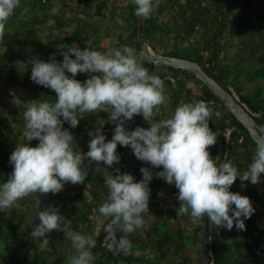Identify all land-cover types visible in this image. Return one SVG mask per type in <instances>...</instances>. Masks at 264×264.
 <instances>
[{
  "label": "trees",
  "instance_id": "trees-1",
  "mask_svg": "<svg viewBox=\"0 0 264 264\" xmlns=\"http://www.w3.org/2000/svg\"><path fill=\"white\" fill-rule=\"evenodd\" d=\"M66 1L68 2V0ZM82 1L87 6H93L92 0ZM96 1L95 5L98 9L105 5L104 0ZM118 1L121 2V0ZM231 1H233V5L229 4V0H159V5L153 14L144 20V33L162 55L184 57L197 61L222 87L229 92L232 88L238 96L239 102L248 109L260 127L264 128V0H238L239 7H237V0ZM73 5H76L75 2ZM73 5L64 6L66 9H74ZM46 6L47 4H43L41 0H20L14 14L0 30V170L3 171L0 182L6 180L12 172V165L9 163L10 153L14 150L16 143L23 142L22 133L25 123L23 112L27 103L39 99L33 92L43 90L47 100L55 99V92H49L50 89L42 87V85L31 86L33 92L23 96L25 97L24 102L17 98L21 92H9L14 88L24 89L27 86L29 88L32 80L28 63L32 57L36 56L47 61L50 53L55 52L57 53L56 59L62 60L57 49H48L52 42V48H57V45L62 43L68 45L75 43L83 49L87 46L86 42H89L91 47L100 49L99 37L91 40V34L95 33L92 26L84 24L86 20H89L88 18L80 17L78 20L69 14L67 19L63 20L58 15L62 13L60 7L58 13L53 14L54 24L50 28L48 20L45 18L48 14ZM119 6L124 8L125 21H128L125 23L127 25L126 41L138 53L135 42L137 16L134 15L133 0H128L124 5ZM102 11L103 9L93 15L105 16V12L102 13ZM93 15L90 18L91 24L93 23L92 19L97 18ZM251 26L260 39L257 40L255 47L249 49L246 36ZM181 29L185 34L180 33ZM195 31L201 40L195 39L194 44L191 43V45V34ZM156 34L157 40L160 38L157 42L160 47L153 42ZM52 36L54 39L51 38ZM117 37L121 42L123 36L120 34ZM173 39L179 41V45H175L176 47L171 46ZM188 45H191L190 49ZM229 47H236L234 56L230 59L223 55L224 49ZM102 48L105 51L104 47ZM27 58L30 60L27 61ZM246 64L250 66L245 67ZM144 66L150 73L161 77L164 82V93L167 96L166 102L160 105V112L154 114L152 119L166 118L182 102L204 100L212 109L209 127L217 132L216 144L218 143L219 153L217 150L212 151L213 145L209 146L211 157H219L220 160L231 159L238 169L245 170L254 155L255 143L251 140L247 130L223 107L218 96L191 74L155 65L148 60H145ZM24 71L27 73L25 74ZM244 72L247 73L245 78L247 85H244L242 79ZM84 75L86 79L87 75ZM170 75L176 79L174 82L167 79ZM177 77L179 78L177 79ZM217 112L220 114L219 116L216 115ZM109 115L103 111L98 115L94 113L78 114L80 121L76 128H69L68 124L63 126L69 128L73 133L75 143L80 140L78 142L80 149L75 145V150L88 151V141L91 139L88 132L94 131L95 128H100L106 139H111L115 125L108 120ZM139 121H142L147 127L150 126L149 122L141 115H134L133 119L127 122L126 127L134 129L139 125L137 123ZM86 125L88 126L87 132H84ZM225 128H232L228 143H224L222 138V131ZM240 138L242 141L238 142ZM28 143L35 146L38 140L34 139ZM117 152L121 157L118 164L106 166V169L103 168V165L100 168L86 166L87 175L83 183L72 184L69 182L65 184L60 192L49 195L44 198L41 205L39 204L40 207L33 208V213L30 216L25 208L19 207L21 200H18L10 209L0 212V264H69L68 257L60 253L63 246L71 245L63 231L54 230L46 234L49 239L46 248L40 247L41 238L30 236L31 229L39 223L37 211L48 205L58 207L60 213L68 221L65 231H78L85 235H91L96 240V245L92 249L95 257L93 264H117L118 261L133 264V260L129 259L127 253H114L106 246H101V241L106 234L103 230L105 221L101 224L98 232L93 230L95 222L92 216L107 198V186L104 182L107 171L115 174L114 168L118 167L122 173L128 172L138 181L142 178L140 168L148 167L146 163L138 160L131 149L129 150L127 147L118 144ZM161 168H153L152 171L155 173ZM243 183L244 187H241V181L237 178L230 187V191L239 192L250 198L255 212L245 220V225L251 229L249 225L253 223L255 228L252 234L251 232L245 234L241 231L245 235L244 240L239 241L238 239L232 244H227L229 249L234 252L233 257H223L215 251L217 242L222 238V229L209 222L206 216L198 225L192 224L187 214L177 216L176 208L179 207V201L176 199L173 202L172 198L174 197L172 196L178 192V189L154 175L149 184V200L154 194L156 200L159 201L157 192L161 191L162 187H166L168 191H165L162 196L169 198L173 203L171 206L175 207L171 211L168 209L160 212L163 214V229L157 224L154 225V232L158 236L156 245L161 251L160 253L165 256L168 254L175 257L184 256L187 247L191 244L193 247H197L196 242L200 239L198 234L202 231L205 239L203 255L207 258L206 237L211 235L216 264H264V262L261 263L255 259L257 252L264 260V173H261V182L247 188L245 192H242V189L245 188V181ZM143 215L145 221L148 222L153 212L149 210V213ZM186 226L194 228L190 231L185 229ZM115 235L119 238L122 233L117 230ZM132 235L133 233L128 234V236Z\"/></svg>",
  "mask_w": 264,
  "mask_h": 264
},
{
  "label": "clouds",
  "instance_id": "clouds-1",
  "mask_svg": "<svg viewBox=\"0 0 264 264\" xmlns=\"http://www.w3.org/2000/svg\"><path fill=\"white\" fill-rule=\"evenodd\" d=\"M42 2V1H41ZM43 4L49 3L45 0ZM134 15L149 18L159 0H133ZM20 0H0V30L14 14ZM81 49L77 44H59L57 53H50L47 61L33 56L29 61L30 79L38 85L54 90L55 99L34 100L23 112V142L16 143L10 153L12 172L0 182V212L10 209L18 200L34 193L60 192L64 185L83 183L86 166L100 168L120 162L117 145L130 147L133 155L148 167H141L142 178L114 168L107 171L105 184L107 198L98 207L106 233L105 245L114 253H127L132 248L128 234L143 230L144 218L149 213V184L153 176L174 185L178 192L179 207L176 215H188L198 225L203 217L218 228L246 229L245 220L255 209L250 198L230 187L239 178L253 185L261 182L264 173V128L255 142V151L245 170H240L231 159L212 158L209 146L216 143L217 132L209 127L212 109L204 100L178 104L166 118L154 120L167 96L159 75L144 66L147 57L133 47L122 45L99 51L86 42ZM84 73L83 81L76 79ZM71 74V75H69ZM231 93V92H230ZM107 112L115 127L111 139H106L100 128L90 130L88 151L75 150V140L69 128H76L78 114ZM134 115L149 122L145 128L126 127ZM217 116L220 114L217 112ZM67 122L69 128L63 127ZM38 140L35 146L30 141ZM162 166V168H161ZM153 168H161L153 173ZM39 223L30 236L41 238L40 247L46 248V234L63 231L71 242L69 264H93L92 249L96 240L78 231H65L68 221L58 207L48 205L36 213ZM23 227V226H22ZM122 235L119 238L116 231Z\"/></svg>",
  "mask_w": 264,
  "mask_h": 264
},
{
  "label": "crops",
  "instance_id": "crops-1",
  "mask_svg": "<svg viewBox=\"0 0 264 264\" xmlns=\"http://www.w3.org/2000/svg\"><path fill=\"white\" fill-rule=\"evenodd\" d=\"M60 7H61V11L62 13L58 14L60 16L61 19L66 20L67 16L73 15L75 16V18H77L78 20L80 19V15L81 12L77 11V7H74L75 11L73 8L71 9H66L64 5H70L68 4V2L66 0H60L59 2ZM47 10H48V14L45 16V18L48 20V22L50 21V18H53V13H51V9H50V5L48 3V5L46 6ZM122 12V13H121ZM121 12H117L113 15L111 18H109V20L114 21L116 17L119 18V22H121L120 25V29L115 27L114 25V32L116 36L118 35H122L124 37L127 36V25L125 23H128V21H125V13H123L124 11ZM74 13V14H73ZM128 14V12H127ZM124 19V21H122ZM110 23V22H109ZM111 24V23H110ZM93 31L97 30L98 27L93 26V24L91 25ZM112 26V27H113ZM110 28V27H108ZM122 29V30H121ZM110 31V29H108ZM112 30V29H111ZM118 30H121V33L117 32ZM256 33V32H255ZM256 37H254L255 39L251 42H248V48L251 49L253 47H255L257 45V40L260 39V37H258L257 33L255 34ZM108 36H106L105 41L108 43ZM110 43V42H109ZM111 44V43H110ZM125 45H128V41H126ZM104 47V50L106 51L107 49V45L105 47V43L101 42L100 44V48ZM96 48V47H95ZM106 48V49H105ZM49 49V48H48ZM103 49V48H102ZM248 62V61H246ZM250 65H245V67H248ZM6 74L4 73V76ZM247 76V73L244 72L242 74V79H245ZM244 85H247V82L244 81ZM10 93H12V91H9ZM25 93H20L18 94L17 98L21 101L24 102L25 97ZM88 125V124H87ZM86 128H84V132H87V126ZM83 135V133H81ZM85 134V133H84ZM80 139H82V137L80 136ZM78 142H80V140H78L75 144H77ZM79 144V143H78ZM218 147V143L214 144L212 147V151L217 150ZM218 151V150H217ZM82 152V151H81ZM83 153V152H82ZM2 173L3 171L0 170V179L2 178ZM250 181H245V187L247 186V183ZM252 187V186H251ZM247 189V188H246ZM245 188L242 189V192L244 190H246ZM165 191H167L166 187H162L161 191H158L157 194L159 196V201L156 200V197L151 196V199L149 200V210L153 212V215L151 217V219L146 222V227L143 230H137L136 232H133L132 236H129V238L132 240V248L129 252H127V256H129L130 260H133V264H206V258L203 255V246H204V234L202 231H200V239L197 240L196 244L197 247H193V245L191 244L189 247H187L186 249V253L184 254V256L182 255L181 257H175L172 256L171 254H168V256L163 255L162 253H160L161 251L158 249L156 243L158 241V236L156 235V233L154 232V225L157 224L159 225V223L161 222V211H166V210H173L175 207H172L171 205L173 204L169 198H167L166 196H162ZM151 192L153 193V189L151 190ZM245 192V191H244ZM52 193H47V194H43L45 197L47 198L49 195H51ZM176 193L173 194L172 198L173 202H175L176 200ZM40 196V194L38 195ZM38 196L34 194H30L26 197L21 198L20 203H19V207L20 208H25L27 211L29 210V205H34L32 207H40L39 205V199L37 198ZM80 206V205H79ZM92 219L95 222V228H93V230L96 232H98V230H100L101 224L104 222L102 217L100 216L99 212L97 211L95 214H93ZM193 226H186L185 229L187 230H193ZM222 229V238H220V240L217 242L216 247H215V251L216 253L222 255L223 257H233L234 252H232L231 249H229V246L227 245L228 243H226V237L229 236V232L228 229L226 228H221ZM92 230V231H93ZM71 251V245H65L62 247L60 253H62L63 256L65 257H69V252ZM255 259L259 260L261 263L264 262V260L262 259V257L259 255V253L256 252L255 255ZM117 264H126L122 261H118Z\"/></svg>",
  "mask_w": 264,
  "mask_h": 264
},
{
  "label": "rangeland",
  "instance_id": "rangeland-1",
  "mask_svg": "<svg viewBox=\"0 0 264 264\" xmlns=\"http://www.w3.org/2000/svg\"><path fill=\"white\" fill-rule=\"evenodd\" d=\"M93 2V6H87L86 5V3L84 2V1H82V0H74V1H70V0H68V4H70V6H72L73 4H74V2H75V4L76 5H73L74 7H77V11H79V12H81V18H88L89 20H86V22H84V24L85 25H92L93 23V26H95V27H98L97 28V30H95V33L93 34H91V40H93L94 38H98L99 39V45L101 44V41L103 42V43H105V47H106V45H107V49H109V48H114V47H119V46H122V45H125V43H126V38L127 37H124L123 36V38H122V41L120 42L119 41V39H118V37L115 35V33H113L114 32V26L115 27H117V28H119L120 29V25L119 24H121V22H119L118 20H119V18L118 17H116L115 18V20L114 21H111V20H109V18H111L112 17V15L113 14H115V12L117 13V12H121V11H124V8L122 7H120L119 5H124V3L126 2V1H128V0H121V2L120 1H116V0H104V3H105V5L104 6H100V8L98 9L97 7H96V5H95V3L97 4V1L96 0H92ZM59 2H60V0H49V5H50V9H51V13H53V14H57L58 13V10H59V8H60V4H59ZM233 3V1H231V0H229V4L231 5ZM236 3H237V7H239V1L237 0L236 1ZM234 4V3H233ZM232 4V5H233ZM116 6H118V7H116ZM103 9V11H102V13H104V15L105 16H94L93 14L95 13L96 14V12H100L101 10ZM96 10H98V11H96ZM100 10V11H99ZM72 11H75V9L74 10H72ZM122 13V12H121ZM74 14V13H73ZM89 14V15H88ZM92 15L94 16V17H97V18H95L94 20L92 19V21H93V23L91 24V20H90V18L92 17ZM53 16V15H52ZM113 16H115V15H113ZM93 17V18H94ZM111 24H110V23ZM49 23V25H50V28H52V25L54 24V20H52V18H50V21L48 22ZM114 25V26H113ZM113 26V27H112ZM44 27V26H43ZM42 27V28H43ZM108 27H110V28H108ZM108 29H110V31L108 30ZM112 29V30H111ZM46 30V29H45ZM122 30V29H121ZM121 30H118L117 32H119V33H121ZM53 32H55V30L53 29ZM180 33L183 35V34H185L184 33V31H183V29H181L180 30ZM256 33H255V31L253 30V27L251 26L250 28H249V31L247 32V40H248V42H252L255 38L254 37H256V35H255ZM106 36H108L107 37V39H108V41L111 43H107L106 41H105V39L104 38H106ZM156 36V38H154V40H153V42H155L156 43V45L158 46V44H157V42L159 41V39L157 40V34L155 35ZM104 37V38H103ZM52 39H54V37L52 36L51 37ZM166 38H168V37H166ZM49 39V38H48ZM198 40V39H200L201 40V38H200V36H199V34L198 33H196V31L195 32H193L192 34H191V38H190V44L191 43H193L194 44V40ZM44 41V40H43ZM55 41V40H54ZM96 41V40H95ZM173 41V44L171 45V46H175V45H179V41H175L174 39L172 40ZM51 42V41H50ZM192 45V44H191ZM191 45H188L189 47V49H190V47H191ZM130 47H132V45H129ZM53 47V42H52V44H51V46H49L48 48L50 49V50H55V49H57V48H52ZM158 47H160V46H158ZM170 47V46H169ZM176 47V46H175ZM134 48V47H133ZM96 49V48H95ZM106 49V48H105ZM106 49V50H107ZM135 49V48H134ZM97 50V49H96ZM244 50H246V49H244ZM99 51H101V52H103V49L102 48H100L99 49ZM236 51V47H234V48H225L224 49V51H223V55H226L227 57H228V59H230L231 57H233L234 56V52ZM246 52H248L247 50H246ZM184 58V57H183ZM247 58V57H246ZM30 60V58H27V61H29ZM25 72V74L27 73V71H24ZM5 73V72H4ZM3 73V74H4ZM69 75H71V74H69ZM76 79H78V80H81V81H83V80H85V75L84 74H80V73H78L77 74V76H76ZM243 81H246L245 79H243ZM38 84H36L35 82H33V81H31L30 82V86H29V88H28V86H27V88H24V89H22V88H14L13 90H12V92L14 91V92H22V93H25V95H30V93L31 92H33V90H32V88H31V86H37ZM43 87V86H42ZM36 89H39V88H36ZM42 91V92H41ZM37 90V92L35 91V92H33V93H35L36 94V96L37 97H39V99L40 100H47V96L45 95V92L43 91V90ZM49 92H54L53 90H49ZM32 95H34V94H32ZM35 96V95H34ZM101 113V111H96V112H94V114L95 115H98V114H100ZM142 120V119H141ZM140 126H142V127H145V128H147V126H145V124H143L142 123V121H139V122H137ZM77 145V148L78 149H80V147H79V144L77 143L76 144ZM129 150H130V147H127ZM218 153H219V150H218ZM103 164H102V162H101V166H102ZM92 168H95V166L94 165H92L91 166ZM251 186H254L251 182H248L247 183V186L245 187V189L246 188H249V187H251ZM156 192H157V190H155ZM167 191H168V189H167ZM245 191V190H244ZM243 191V192H244ZM40 194V196H38ZM35 195L36 196H38L37 198L39 199V204L41 205V202L44 200V195L42 194V193H35ZM34 205H29V210H28V215L30 216L32 213H33V209H32V207H33ZM163 215V214H162ZM161 215V222L159 223V225H157L158 227H160V228H162L163 227V225H164V222H163V216ZM250 228L251 229H249V227H247L246 226V229L245 230H243V233H245V234H249L250 232H251V234L253 233V231H254V228H255V225L253 224V223H251L250 225ZM163 229V228H162ZM228 232L230 233L229 234V236L228 237H226V243H228V244H232L233 243V241H236V240H238L239 239V241H241V240H244L245 239V235H243L242 233H241V231L240 230H237L236 228H235V225L233 226V228L231 229V230H228ZM199 235V237H201V235H200V233L198 234ZM243 249V248H242ZM244 250V249H243Z\"/></svg>",
  "mask_w": 264,
  "mask_h": 264
},
{
  "label": "water",
  "instance_id": "water-1",
  "mask_svg": "<svg viewBox=\"0 0 264 264\" xmlns=\"http://www.w3.org/2000/svg\"><path fill=\"white\" fill-rule=\"evenodd\" d=\"M144 20L145 18L143 17H137L136 21L135 42L138 54H144L147 60L155 65L180 70L201 80L210 91L218 96L223 107L247 130L251 140L255 143L262 128L247 109L228 90L222 87L216 79L210 76L197 61L183 57L162 55L158 52L144 33Z\"/></svg>",
  "mask_w": 264,
  "mask_h": 264
},
{
  "label": "built area",
  "instance_id": "built-area-1",
  "mask_svg": "<svg viewBox=\"0 0 264 264\" xmlns=\"http://www.w3.org/2000/svg\"><path fill=\"white\" fill-rule=\"evenodd\" d=\"M42 2H44L45 0H41ZM179 77H177L178 79ZM167 79H169L171 82H174L176 79L174 77H172V75H170V77H167ZM230 92L231 94L234 96V98L236 100L239 101L238 99V96L235 94V92L233 91L232 88H230ZM243 105V104H242ZM244 106V105H243ZM245 107V106H244ZM246 108V107H245ZM247 109V108H246ZM248 111V109H247ZM249 112V111H248ZM250 113V112H249ZM67 124V122H64L63 126ZM231 132H232V128H225L223 131H222V138H223V141L224 143H228L230 141V138H231ZM242 141V138H240L238 140V142H241ZM105 236L106 234L104 235L102 241H101V246L104 247L106 246L104 241H105ZM212 236L211 235H208L206 237V243H207V246H208V249H207V258H206V264H216L215 263V255H214V249H212Z\"/></svg>",
  "mask_w": 264,
  "mask_h": 264
}]
</instances>
